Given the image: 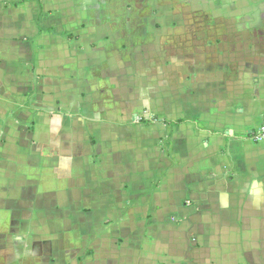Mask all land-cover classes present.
I'll list each match as a JSON object with an SVG mask.
<instances>
[{"label":"crops","instance_id":"crops-1","mask_svg":"<svg viewBox=\"0 0 264 264\" xmlns=\"http://www.w3.org/2000/svg\"><path fill=\"white\" fill-rule=\"evenodd\" d=\"M262 125L264 0H0V264H264Z\"/></svg>","mask_w":264,"mask_h":264},{"label":"rangeland","instance_id":"rangeland-1","mask_svg":"<svg viewBox=\"0 0 264 264\" xmlns=\"http://www.w3.org/2000/svg\"><path fill=\"white\" fill-rule=\"evenodd\" d=\"M201 21H202V20H200V19H193V22H195L194 24H196L197 26H200V25L203 24V23L201 24ZM204 25H206V24H204ZM208 36H209V35H208ZM213 36H214V35H213ZM197 37H198V35L196 36V39H194V41L198 43L200 40H198ZM183 41H184V39L181 40V42H183ZM164 43H165V45L167 44V40H166V39H165ZM164 51L166 52V47L164 48ZM230 76H231V75H229V76H227V77H230Z\"/></svg>","mask_w":264,"mask_h":264},{"label":"built area","instance_id":"built-area-1","mask_svg":"<svg viewBox=\"0 0 264 264\" xmlns=\"http://www.w3.org/2000/svg\"><path fill=\"white\" fill-rule=\"evenodd\" d=\"M256 134H257L258 138H263L264 139V125L259 127V129L257 130Z\"/></svg>","mask_w":264,"mask_h":264},{"label":"trees","instance_id":"trees-1","mask_svg":"<svg viewBox=\"0 0 264 264\" xmlns=\"http://www.w3.org/2000/svg\"><path fill=\"white\" fill-rule=\"evenodd\" d=\"M161 121L164 122L165 124H169L170 126L174 124L177 125L183 122L181 119L175 120V121H168V120H161Z\"/></svg>","mask_w":264,"mask_h":264}]
</instances>
